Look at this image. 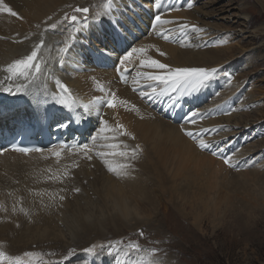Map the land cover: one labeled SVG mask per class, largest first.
Here are the masks:
<instances>
[{
	"label": "bare ground",
	"instance_id": "1",
	"mask_svg": "<svg viewBox=\"0 0 264 264\" xmlns=\"http://www.w3.org/2000/svg\"><path fill=\"white\" fill-rule=\"evenodd\" d=\"M171 1L161 0L159 6H156L150 0H119V9L101 19L99 14L106 10L107 0H4L17 13V16H11L0 12V110L5 106L14 110L5 115L6 125L8 120L16 122L21 117L15 112L32 113L34 97L46 100L57 93L55 80L58 78L66 83L78 105H89L91 108L87 119L62 110L66 118L71 117L76 121L68 128L76 143H91L89 137L100 127V116L97 114L99 108L109 127L122 124L135 137L119 136L117 141L108 142L126 144L129 148L139 144L143 154L133 162L135 171L132 178L125 179H117L95 155L96 152L109 151L103 147V140L95 143L91 160L83 154L68 151L59 160L52 155L53 151L28 156L1 155L0 209L3 210H0V251L12 257H20L26 262L31 260L34 264H148L144 254L118 252L107 259L87 254L84 249L109 240L110 234L118 239V236L137 231L154 234L158 243L165 241L166 232L162 226L157 225L159 208L163 204L172 207L183 222L193 220V230L202 232L205 215L201 213V208L213 209V216H218L222 210L217 206L224 204L231 195V192L225 193L228 177L237 175L241 178L240 182L246 184L250 177L258 181L264 179L263 158H260L254 169L248 166V161L252 162V155L256 157L264 154V147L258 145L259 141L254 139L251 129L253 126L264 127V115L248 122V116L243 114L247 106L241 102L244 84L229 82V76L236 71L238 62L233 61L232 56L226 57L212 50L210 45L217 44L214 38L216 33L203 27L209 16L205 10L213 6L215 1L191 0V7L185 2L181 8L178 4L171 5ZM240 2V7L246 6L244 0ZM77 7L89 8L87 20L83 14L74 11ZM73 14L80 17L77 23L64 20L65 15L70 18ZM157 14L172 23L153 28V18ZM57 21L61 23L57 24L55 30L51 29L49 25ZM117 22L123 29L130 25L133 32L135 25L142 26L145 36L134 42L129 31L128 42L132 44L131 48L144 47L146 56L173 67L219 69L214 79L202 87L203 94L209 97L205 113L198 114L200 110L204 112L201 106L185 114L181 111L179 100H191L196 92L183 96L173 93L171 99L168 96L142 99L140 90L149 85L159 89L160 85L137 77V72L151 71L139 68L138 55H134L131 62L126 64L132 67L127 76V85L119 83L114 68L103 69L98 66L110 56L97 58L91 50L96 52L94 46H108L107 42L101 40L111 36L112 27ZM234 23L238 24V21ZM255 23V20H250L246 23V29L250 30ZM145 24L149 27L145 28ZM184 24L189 27L181 31V25ZM256 29L260 32L256 38H264V27ZM73 32H77L74 40ZM161 33L167 34L169 39H163ZM41 39L44 46L39 58L44 61L43 71L29 85L31 95L7 94L3 88L10 84L15 87L25 81L17 77L7 79L9 74L4 69L30 55ZM160 52L165 55L161 56ZM134 78L139 80L135 85L132 83ZM134 87L136 91H133ZM100 88L105 92H101ZM108 91L115 92L120 99L127 100L129 105L109 109L102 104H95L97 97L106 99ZM173 100L175 103L169 108ZM51 105L49 100L47 107ZM131 105H135L137 110H130ZM76 112L82 113L83 108L78 107ZM192 112H196L197 116L192 118L194 123H189ZM182 129L196 134L204 133L210 149L201 151L197 142L187 137ZM213 151L217 154L212 155ZM222 156L231 157L237 167L225 165ZM107 159L113 166L127 163L119 155H109ZM65 172L68 173L67 177L64 176ZM54 174L61 177L63 182L49 179ZM76 188L80 189L77 194L74 190ZM37 192L44 195L37 196ZM251 192L254 193L246 198L254 205V202L259 201V196L256 191ZM48 193L54 195L49 196ZM61 195L65 197L63 201L59 199ZM30 206H35L34 217L37 218L33 221L23 220L20 208ZM13 207L16 208L15 212L12 211ZM249 211L251 215L252 211ZM212 225L215 239L221 231L217 230L219 223L213 220ZM244 227L246 232L252 228L248 222H245ZM244 227H240L242 229L237 232L241 233ZM194 235L198 234L194 232ZM162 244L156 248L167 246ZM29 252L33 254L31 257L24 255ZM55 253L58 254L56 259H51ZM162 261L163 264H174L172 257H164Z\"/></svg>",
	"mask_w": 264,
	"mask_h": 264
},
{
	"label": "rangeland",
	"instance_id": "2",
	"mask_svg": "<svg viewBox=\"0 0 264 264\" xmlns=\"http://www.w3.org/2000/svg\"><path fill=\"white\" fill-rule=\"evenodd\" d=\"M206 1H215L213 6L205 10L209 15L205 19L206 24L201 23L205 30L216 33L214 38L217 44L210 45V48L221 52L223 56H232L233 61L238 62L236 71L229 76V82L235 81L238 84H244L241 102H244L247 108L243 114L245 117L248 116V122H253L264 115V38H256L260 34L256 27H264V0H244L246 6L241 7V0ZM250 20H255L256 23L253 28L247 30L246 23ZM235 21H238V24L234 23ZM229 52L232 53L228 54ZM251 129L254 139L259 141L258 145L264 147V127L253 126ZM252 158V162L248 161V166L254 169L262 158L264 160V154L256 157L252 155ZM240 179L237 175L226 179L225 183H228V186L225 188V193L231 192V195L224 204L217 206L219 210H222L217 217L213 216V209L201 208V213L205 215L202 232L193 230L195 229L193 220L188 223L185 220L183 222L172 207L163 204L159 208L157 225L162 226L166 232L165 241L158 243L154 234L147 235L139 231L118 236V239L110 234V239L104 241L103 248L98 247L96 255L109 259L118 252L144 254V259L149 261L148 264H163L164 257H172L174 264H264V179L258 181L256 178L250 177L247 184L240 182ZM250 190L258 192L256 195L258 194L259 201L254 202V205L249 203L246 198L247 195L254 193ZM34 207H23L27 213L21 212L23 220L33 221L37 218L34 217L36 215ZM249 210L252 211L251 215ZM213 220L219 223L217 230L221 231L220 236L215 239H213ZM245 222L252 226L247 232L244 227ZM240 227H244V229L238 233L237 230L242 229ZM194 232L198 235H194ZM162 243L167 246L164 248L158 246L157 249L156 246ZM110 245H116L111 254L108 252ZM132 245L138 247H131ZM166 249H169V252H164ZM54 255L51 256V259H56L58 254ZM152 261H156V263Z\"/></svg>",
	"mask_w": 264,
	"mask_h": 264
},
{
	"label": "snow or ice",
	"instance_id": "3",
	"mask_svg": "<svg viewBox=\"0 0 264 264\" xmlns=\"http://www.w3.org/2000/svg\"><path fill=\"white\" fill-rule=\"evenodd\" d=\"M150 3H154L156 6H159L161 0H150ZM188 6L191 7L192 4L189 2ZM119 9V0H107L106 10L103 13H100V18L102 19L104 16L114 14ZM76 13L83 14L85 20L88 18L89 8L88 7H77L74 10ZM0 12H6L11 16H17V13L13 11L11 7H9L4 0H0ZM51 19V17H49ZM80 17L73 14L70 18L65 15L64 20H69L71 23H77ZM61 23V21H57L56 23H52L49 27L53 30L57 28V24ZM172 23V21L163 20L160 14H157L153 18V28L157 25ZM116 30L118 33L123 29V26L120 25L118 22L115 25ZM189 27L187 24L181 25V31L184 28ZM193 30H195V26H193ZM77 35V32H73L72 39L74 40ZM163 39L168 40L169 37L167 34L161 33ZM44 46V41L41 39L40 44L36 45L34 49L31 51L30 55H27L23 59L16 60L14 63L8 65L4 71L9 74L7 79L11 77L22 78L25 83H19L15 87L11 86V84L3 88V91L9 95L16 96V95H31L29 91V85L35 80L38 74H41L43 71L42 65L44 61H42L40 56L41 48ZM208 46V45H205ZM68 45L65 44V48ZM96 54L100 57H107L113 54V51L110 47L104 46L100 47L96 50ZM161 56H164V52L159 53ZM134 55H138L140 62L139 68L140 69H149L151 71L146 72H137V77L143 80L154 82L155 84L160 85V88L149 85L148 88L140 90L139 95L140 97L147 98L148 100H153L161 96H168L171 99V94L178 93L179 95L183 96L185 94L192 95L193 93L199 91L202 87L206 86L210 83L214 77L218 74L219 69L217 68H207V67H173L169 64L162 63L158 59H154L150 56H146V49L144 47H133L131 50L126 51L125 54L119 59L120 68L118 71L123 70V72H127L128 69L126 64L131 62ZM123 72L121 73L123 76ZM122 82H126L122 79ZM139 82L136 78L133 79L132 83L135 85ZM57 93L52 94L46 100H40L38 97H34V104H33V116L38 121H47L49 119L54 121V130L61 131L67 130L69 126L76 122L71 117L64 118L59 115L60 110H64L67 113H75L77 116L82 117V119H87L90 115L91 108L89 105H78L77 101L72 97L70 94L69 89L65 84L61 82L60 79L55 80ZM101 92H105L103 88H100ZM133 91H136V88H133ZM107 98L104 99L103 97H97L95 100V104H102L104 107L109 109H117L120 106H127L129 102L124 99H120L115 92L108 91L106 93ZM55 106V109H49L47 107L48 101ZM175 103V100L172 101L168 105L171 108ZM94 106V105H93ZM78 107L83 108L82 113L76 112ZM130 110L136 111V106L131 105ZM97 114L100 116L99 129L95 132L94 135L89 137L91 143H73L68 144L67 141L60 142L57 146L58 150L53 149V156L59 160L62 154L65 151L76 153V154H83L87 159L91 160L93 158V147L98 140L105 141L103 147L109 149V151H100L96 152L95 155L101 159L102 163L105 165L107 170L110 173H113L117 179H125V178H132V174L135 171L133 162L142 157L143 148L137 144L133 148H129L126 144H120L117 142L109 143L108 141H117L119 136H129L132 139H135L132 136L131 132H128L124 129L122 124L117 123L115 127H109L108 122L103 119L101 115V109H97ZM197 113L192 112L191 117H189V123H194L195 121L192 119L196 117ZM183 130V129H182ZM184 134L194 139L197 142V147L201 151H207L210 149V144L205 142L204 133L196 134L193 131L183 130ZM11 150L18 153H23L25 155L33 152H44L45 149L40 147H24L19 145H12ZM4 151L7 149H0V155L3 154ZM212 155H216L217 152L213 151ZM109 155H119L123 157L127 163L119 164L117 166H113L112 163L107 159ZM221 159L223 160L224 164L230 168L237 167L235 164L232 163L231 157H224L222 156ZM64 176L67 177L68 173L65 172ZM49 179L61 180V177L57 175H53L49 177ZM61 182H63L61 180ZM76 192H79L80 189H74ZM61 191H64L61 189ZM37 196H42L44 193L37 192ZM49 196L54 195L53 193H48ZM64 196L61 195L59 199L61 201L64 200ZM3 210V209H0ZM13 212L16 211V208L13 207ZM21 212H25L24 208H20ZM25 214H27L25 212ZM101 248L104 246L101 245ZM114 246H108V252L111 254L112 249ZM131 247H138L136 245H132ZM97 246L95 244L87 247L84 251L87 254H96ZM27 257H31L32 253H25ZM0 264H34L33 261H24L20 257H12L9 256L6 252L0 251Z\"/></svg>",
	"mask_w": 264,
	"mask_h": 264
}]
</instances>
